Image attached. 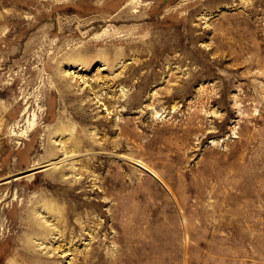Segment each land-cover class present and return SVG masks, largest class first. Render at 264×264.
<instances>
[{
  "label": "rangeland",
  "instance_id": "obj_1",
  "mask_svg": "<svg viewBox=\"0 0 264 264\" xmlns=\"http://www.w3.org/2000/svg\"><path fill=\"white\" fill-rule=\"evenodd\" d=\"M0 264H264V0H0Z\"/></svg>",
  "mask_w": 264,
  "mask_h": 264
},
{
  "label": "bare ground",
  "instance_id": "obj_2",
  "mask_svg": "<svg viewBox=\"0 0 264 264\" xmlns=\"http://www.w3.org/2000/svg\"><path fill=\"white\" fill-rule=\"evenodd\" d=\"M60 128H62V126L61 127H59V129ZM63 170V169H62ZM63 174V173H62ZM61 174V175H62ZM57 177H58V175H56ZM59 179H62V177L59 175ZM60 181V180H59ZM60 182H62V181H60ZM68 195L69 196H73V197H75L76 195H74L73 194V192H71V191H69L68 192ZM43 202V207H45V208H47L48 210H52V209H54V208H57V209H59V207H58V205L57 204H55V203H53L52 201H50V200H44V201H42ZM36 236H40V235H43V232H41V231H37L36 233ZM47 236V235H46Z\"/></svg>",
  "mask_w": 264,
  "mask_h": 264
}]
</instances>
